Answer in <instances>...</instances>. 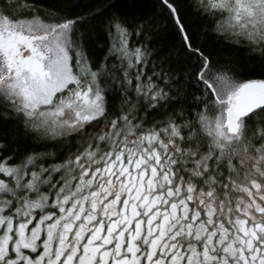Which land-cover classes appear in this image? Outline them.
Segmentation results:
<instances>
[{"label": "snow or ice", "instance_id": "obj_1", "mask_svg": "<svg viewBox=\"0 0 264 264\" xmlns=\"http://www.w3.org/2000/svg\"><path fill=\"white\" fill-rule=\"evenodd\" d=\"M0 264H264V0H0Z\"/></svg>", "mask_w": 264, "mask_h": 264}, {"label": "trees", "instance_id": "obj_2", "mask_svg": "<svg viewBox=\"0 0 264 264\" xmlns=\"http://www.w3.org/2000/svg\"><path fill=\"white\" fill-rule=\"evenodd\" d=\"M237 57L240 58L241 60L246 58V53L245 52H238L236 53Z\"/></svg>", "mask_w": 264, "mask_h": 264}]
</instances>
